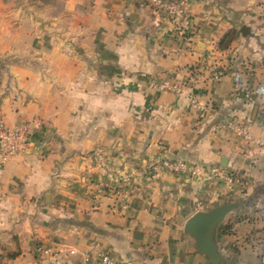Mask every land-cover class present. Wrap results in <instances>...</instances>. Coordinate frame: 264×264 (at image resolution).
Masks as SVG:
<instances>
[{
  "label": "crops",
  "instance_id": "0c3cea01",
  "mask_svg": "<svg viewBox=\"0 0 264 264\" xmlns=\"http://www.w3.org/2000/svg\"><path fill=\"white\" fill-rule=\"evenodd\" d=\"M24 1L0 0V58L17 60L2 73L0 118L30 126L17 155L2 161L0 148V264H101L100 251L211 264L184 224L225 203L235 207L214 230L224 262L261 264L264 98L254 90L264 84V18L254 13L264 0H185L191 25L181 31L148 0H59L48 22ZM192 71L197 81L180 94L151 86ZM228 117L248 123L253 140L221 128ZM162 158L220 174L149 173ZM98 182L132 188L127 206L88 194Z\"/></svg>",
  "mask_w": 264,
  "mask_h": 264
},
{
  "label": "built area",
  "instance_id": "2783aa9c",
  "mask_svg": "<svg viewBox=\"0 0 264 264\" xmlns=\"http://www.w3.org/2000/svg\"><path fill=\"white\" fill-rule=\"evenodd\" d=\"M148 2L154 10L163 12L167 16L175 30L181 31L191 25L190 18L187 15L185 0H148ZM197 79V72L192 71L186 79H153L151 86L157 90H170L180 94L191 88L192 84H194ZM234 80L237 84L240 83V77L238 74L234 76ZM254 92L264 98V84H259ZM189 104L192 109L200 113L205 111V107L199 102L198 97L193 92L189 93ZM220 127L233 131L237 136L244 140H253L250 132V125L245 122H239L233 117L225 118L220 123ZM29 129V124L25 122L10 126L0 118V148L2 150V161L11 159L24 149L30 134ZM148 171L152 175L164 171L173 175L188 177H198L203 175L218 177L220 174V168L216 166L203 167L186 161L169 158H162L150 163L148 165ZM231 181L232 178L228 177L227 182L231 183ZM93 192V198L101 195H108L115 200L120 208H125L132 194V188L98 182L95 184ZM35 251L44 255L52 253L50 247L43 245L36 246ZM71 252L73 253L74 251ZM97 258L101 264H134L130 260H115L106 251H100L97 254Z\"/></svg>",
  "mask_w": 264,
  "mask_h": 264
},
{
  "label": "water",
  "instance_id": "95a60500",
  "mask_svg": "<svg viewBox=\"0 0 264 264\" xmlns=\"http://www.w3.org/2000/svg\"><path fill=\"white\" fill-rule=\"evenodd\" d=\"M249 31L247 26L242 25L237 34L246 36ZM234 207V203H225L207 211H196L184 224L185 232L194 237L198 252L206 256L211 264H226L215 242L214 230Z\"/></svg>",
  "mask_w": 264,
  "mask_h": 264
},
{
  "label": "rangeland",
  "instance_id": "374dc122",
  "mask_svg": "<svg viewBox=\"0 0 264 264\" xmlns=\"http://www.w3.org/2000/svg\"><path fill=\"white\" fill-rule=\"evenodd\" d=\"M23 1V0H22ZM26 3V5L29 6H33L34 4H36V6L30 7L28 8L29 14H33L36 17L42 18L45 20V22H48L51 18L50 16L54 15V12L59 13L61 10V4L62 2L59 0H25L24 1ZM49 7L51 9H49ZM40 9V10H39ZM53 9V11H52ZM35 11V13H34ZM41 13V15H39ZM255 18L258 17H263L264 18V13L261 12H255L254 13ZM59 23V21H58ZM12 62H17V60L15 58H11L9 57V59H1L0 58V82H1V78L2 73L4 75V72H6V68H8L7 64L9 65ZM26 123V122H25ZM121 186V185H118ZM88 194H90L91 196L94 194L93 189H91ZM257 244H259L261 247V249H259V255L258 257L262 258V263L264 264V229L261 230V234L257 235V237L255 238Z\"/></svg>",
  "mask_w": 264,
  "mask_h": 264
},
{
  "label": "trees",
  "instance_id": "16d2710c",
  "mask_svg": "<svg viewBox=\"0 0 264 264\" xmlns=\"http://www.w3.org/2000/svg\"><path fill=\"white\" fill-rule=\"evenodd\" d=\"M227 43H220V47H225Z\"/></svg>",
  "mask_w": 264,
  "mask_h": 264
}]
</instances>
